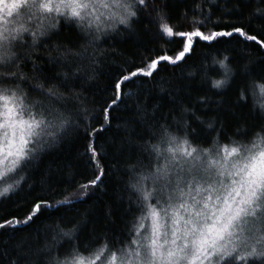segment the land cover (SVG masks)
<instances>
[{
	"label": "trees",
	"instance_id": "trees-1",
	"mask_svg": "<svg viewBox=\"0 0 264 264\" xmlns=\"http://www.w3.org/2000/svg\"><path fill=\"white\" fill-rule=\"evenodd\" d=\"M124 1L112 19L63 15L13 34L0 60V85L39 102L33 113L45 120L19 181L0 195V264L126 250L161 200L155 177L171 141L217 152L264 137V0ZM196 31L233 34L189 41ZM162 56L176 63L123 79Z\"/></svg>",
	"mask_w": 264,
	"mask_h": 264
},
{
	"label": "snow or ice",
	"instance_id": "snow-or-ice-1",
	"mask_svg": "<svg viewBox=\"0 0 264 264\" xmlns=\"http://www.w3.org/2000/svg\"><path fill=\"white\" fill-rule=\"evenodd\" d=\"M139 2L144 3V0ZM21 7L29 15L32 14L30 10L36 8L84 20L92 15L96 2L0 0V13H3L0 21L6 23L7 18H14V13L19 15ZM164 31L169 36L173 34L167 25ZM232 34L204 36L196 31L188 35V40L191 41L192 36L209 40ZM240 34L246 39L256 40L244 32ZM4 40V33L0 32V60L5 54ZM190 46L177 59L183 58ZM162 60L176 63V59L162 56L148 66L150 70L132 72L123 79L128 80L137 74L151 75V70ZM220 83L217 82L216 86ZM119 87L120 83L117 84ZM259 89L264 95V84L259 85ZM26 100L23 93L18 94L0 85V165L9 162L6 172L0 175L13 171L33 151L29 147L35 142L32 138L38 137L37 129L45 125L43 118L33 115V109L39 102L29 100L26 103ZM38 115L42 116V113ZM171 142L175 145L167 149L172 153L171 170H162L155 177L157 194L167 207L158 210L157 205L148 206V213L141 221L149 220L150 224L146 229L143 223L140 224L144 231L138 233L139 240L132 241L128 249L120 252H112L106 245L91 257L73 252L56 264H230L236 260L246 262L252 256H264V137H259L250 146H224L218 152L222 153L221 158L210 162L207 153L192 148L186 140ZM99 178L97 176L96 180ZM96 180L91 183L95 184ZM150 195L146 191L144 199L148 200ZM40 207L37 205L35 211ZM162 213L171 222L163 231L159 222ZM31 218L30 215L28 219ZM7 223L12 224L11 221ZM229 244L232 245L231 250ZM242 248L250 249L247 256L239 255Z\"/></svg>",
	"mask_w": 264,
	"mask_h": 264
},
{
	"label": "rangeland",
	"instance_id": "rangeland-1",
	"mask_svg": "<svg viewBox=\"0 0 264 264\" xmlns=\"http://www.w3.org/2000/svg\"><path fill=\"white\" fill-rule=\"evenodd\" d=\"M9 2H11V0H9ZM41 2H47V0H41ZM95 2H96V7L92 10V15L86 18L89 21H98L96 19H98V17H101V16H104L105 18L110 17L112 19L116 16L115 15L116 11L119 12L125 6L124 0H95ZM30 11L32 13L31 15L25 13V9L23 7H21L18 10V12L20 13L19 15H16L14 13V18L13 17L7 18L6 23L4 21H0V32H3L4 37H5V40H4L5 53L8 51V48L11 47L10 45L14 41L13 37L16 36L17 34L21 35L23 32H25L24 29H26V30L31 29V28L38 29L39 27H41V25L43 26V25H45L51 21L54 22V21H57L58 19L64 17L63 15L57 14L55 12L46 13L43 11H39L36 8H32ZM122 11H123V9H122ZM2 15H3V13H0V16H2ZM89 18H91V19H89ZM13 34H14V36L12 37ZM33 115H36V114L33 113ZM37 118H41V117L37 116ZM37 131L40 133V135L38 137H33L32 139L35 142L31 143L29 145V147L32 148L33 151L36 149L39 142L41 141V137L43 135V126H42V129H37ZM182 142L183 141H181L180 143H182ZM248 146H250V145H248ZM33 151L29 152L28 155L20 161V163L14 168L13 171L7 172L6 175H0V195L5 193L4 189H7V191H9V189H11L13 187L12 185L15 182L19 181V178L22 175L21 170H20L21 165H22L23 161L31 153H33ZM218 152L219 151H217V152L205 151L202 153H207L208 161L210 162L213 159L219 160L221 158L222 153L218 154ZM169 160H170V165H167L166 168H164L163 170H169V171L171 170L172 153L169 156ZM8 163L9 162H5V165H0V173L6 172V168L8 166ZM155 184H156V182H155ZM151 205H157L158 210H160V208H162V207H167V205H165L164 202L162 200H159V199H157ZM159 222L161 224V230L162 231L164 230V228L166 226L170 225V223H171L167 217L163 216V213L161 214ZM141 223H143L144 228L146 229V228H148L150 221L144 220ZM143 231H144V229H141L139 226L137 229L136 238L134 240H139L138 233H142ZM258 246L259 245H257L256 247L258 248ZM228 248H229V250H231L232 245L229 244ZM249 250L250 249H243L242 248L239 252V255L247 256ZM94 254H96V253H94ZM105 255H107V254L105 253ZM91 256H93V254H91L89 256H85V257H91Z\"/></svg>",
	"mask_w": 264,
	"mask_h": 264
}]
</instances>
